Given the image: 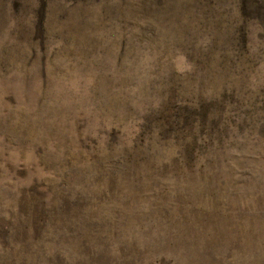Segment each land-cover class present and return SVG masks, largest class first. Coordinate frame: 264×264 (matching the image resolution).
Wrapping results in <instances>:
<instances>
[{"label": "rangeland", "instance_id": "1", "mask_svg": "<svg viewBox=\"0 0 264 264\" xmlns=\"http://www.w3.org/2000/svg\"><path fill=\"white\" fill-rule=\"evenodd\" d=\"M0 264H264V0H0Z\"/></svg>", "mask_w": 264, "mask_h": 264}, {"label": "trees", "instance_id": "2", "mask_svg": "<svg viewBox=\"0 0 264 264\" xmlns=\"http://www.w3.org/2000/svg\"><path fill=\"white\" fill-rule=\"evenodd\" d=\"M194 115L191 111H184L182 114H179L178 112L173 111L172 113L168 114V128L170 125H177L180 123L181 126L189 125L191 124V121L193 119ZM205 117V111L199 112V115L197 116L198 121L202 122L203 118Z\"/></svg>", "mask_w": 264, "mask_h": 264}]
</instances>
